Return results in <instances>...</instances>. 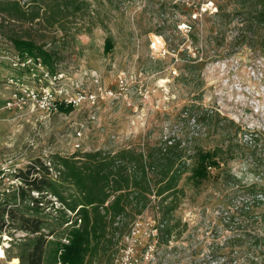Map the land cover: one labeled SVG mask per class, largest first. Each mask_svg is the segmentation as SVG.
Masks as SVG:
<instances>
[{"label":"rangeland","instance_id":"rangeland-1","mask_svg":"<svg viewBox=\"0 0 264 264\" xmlns=\"http://www.w3.org/2000/svg\"><path fill=\"white\" fill-rule=\"evenodd\" d=\"M3 1H19L29 17L14 20L0 9V202L36 160L50 165L53 155L156 145L172 135L190 148H220V168L201 183L190 173L182 178L185 196L175 214L181 224L168 242L158 244L150 209L130 226L131 236L87 264H221L214 257L226 254L235 236H259L264 246L260 220L239 213L235 223L225 221L232 203L246 205L253 186L264 188V51L237 41L245 15L233 3L78 0V9L53 16L38 0ZM224 3L229 17L217 14L216 4ZM11 35L51 52L60 84L96 96V104L86 99L69 113L65 104L55 113L39 109L29 94H38L41 83L13 66ZM13 232L0 233V264L21 263L26 234Z\"/></svg>","mask_w":264,"mask_h":264},{"label":"trees","instance_id":"trees-1","mask_svg":"<svg viewBox=\"0 0 264 264\" xmlns=\"http://www.w3.org/2000/svg\"><path fill=\"white\" fill-rule=\"evenodd\" d=\"M38 1L50 5L53 16L79 7L78 0ZM230 3L245 15L239 44L257 45L264 51V0H228ZM228 4H216L217 14L229 17L224 12ZM0 9L14 20L29 17L19 1L0 0ZM38 18L36 15L31 20ZM9 41L20 61L26 57L40 59L52 73L58 72L53 54L33 38L11 35ZM112 48L108 40L105 52ZM62 110L69 113L72 108ZM221 151L190 148L169 135L156 145L53 155L50 165L36 160L15 176L19 186L4 189L0 233L7 232L11 237L12 231L26 234L20 264H87L108 254L121 238L131 236L130 226L151 209L157 221L158 244L168 242L181 224L175 214L185 196L180 187L182 178L190 173L196 183L208 179L210 170L220 168ZM250 195L244 200L246 205L232 203L233 214L226 212V222L235 223L241 216L260 220L264 227V212L256 210L264 207V188L253 186ZM245 236H235L226 244L229 252L215 253L214 258L221 264L236 259L245 264H264V246H259L263 239ZM149 239H153L152 234Z\"/></svg>","mask_w":264,"mask_h":264},{"label":"built area","instance_id":"built-area-1","mask_svg":"<svg viewBox=\"0 0 264 264\" xmlns=\"http://www.w3.org/2000/svg\"><path fill=\"white\" fill-rule=\"evenodd\" d=\"M13 66L15 69L31 74L33 78L41 83L38 94L32 92L29 96L32 100L37 101L39 109L45 112L55 113L61 104L78 109L86 99L90 104H96V96L92 94L83 96L81 93L70 91L60 84V79H64L63 73H52L40 59L26 57L20 61L16 57ZM14 99L20 104L25 102V99L17 94H14ZM8 105L11 106V103H8ZM78 137H81V133H78ZM77 148H80V145H77ZM116 261V264H131L125 259Z\"/></svg>","mask_w":264,"mask_h":264}]
</instances>
